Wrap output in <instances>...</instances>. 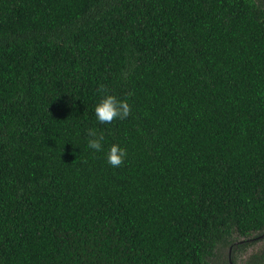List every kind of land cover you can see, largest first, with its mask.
<instances>
[{
	"label": "trees",
	"instance_id": "obj_1",
	"mask_svg": "<svg viewBox=\"0 0 264 264\" xmlns=\"http://www.w3.org/2000/svg\"><path fill=\"white\" fill-rule=\"evenodd\" d=\"M100 85L126 119L97 121ZM256 239L263 0H0V264H210Z\"/></svg>",
	"mask_w": 264,
	"mask_h": 264
},
{
	"label": "clouds",
	"instance_id": "obj_2",
	"mask_svg": "<svg viewBox=\"0 0 264 264\" xmlns=\"http://www.w3.org/2000/svg\"><path fill=\"white\" fill-rule=\"evenodd\" d=\"M99 91L104 94L95 107V116L100 124H111L114 120H124L130 115L131 107L127 101L119 100L116 96L107 94L108 90L104 85H100ZM87 135L90 137L88 147L95 151H101L103 135L98 136L95 129H89ZM126 156V150L114 144L107 153V163L113 168H118L124 163Z\"/></svg>",
	"mask_w": 264,
	"mask_h": 264
},
{
	"label": "rangeland",
	"instance_id": "obj_3",
	"mask_svg": "<svg viewBox=\"0 0 264 264\" xmlns=\"http://www.w3.org/2000/svg\"><path fill=\"white\" fill-rule=\"evenodd\" d=\"M263 249H264V239L261 240L256 239V241H254V244L248 246L245 251H239V248H237V246L229 249L227 248L226 250L221 252L220 259L214 258L211 260L210 264H222L221 262L223 258L224 259L234 258L235 260L233 264H244L250 255L258 253L260 250ZM230 264L232 263L230 262Z\"/></svg>",
	"mask_w": 264,
	"mask_h": 264
}]
</instances>
